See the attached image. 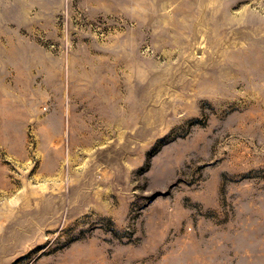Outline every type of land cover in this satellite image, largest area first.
Segmentation results:
<instances>
[{
    "label": "rangeland",
    "instance_id": "rangeland-1",
    "mask_svg": "<svg viewBox=\"0 0 264 264\" xmlns=\"http://www.w3.org/2000/svg\"><path fill=\"white\" fill-rule=\"evenodd\" d=\"M0 264H264V0H0Z\"/></svg>",
    "mask_w": 264,
    "mask_h": 264
}]
</instances>
